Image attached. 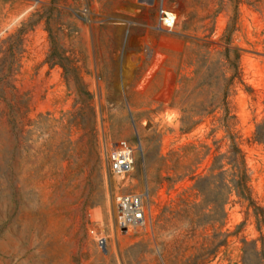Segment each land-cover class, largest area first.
I'll use <instances>...</instances> for the list:
<instances>
[{"label": "rangeland", "instance_id": "rangeland-1", "mask_svg": "<svg viewBox=\"0 0 264 264\" xmlns=\"http://www.w3.org/2000/svg\"><path fill=\"white\" fill-rule=\"evenodd\" d=\"M164 4L172 31L157 28V0H0V264H240V239L259 237L232 195L216 253L218 224L180 200L234 135L264 208V146L250 140L264 115V0ZM117 142L133 148L124 176L105 164ZM127 192H147L146 230H118Z\"/></svg>", "mask_w": 264, "mask_h": 264}, {"label": "trees", "instance_id": "trees-1", "mask_svg": "<svg viewBox=\"0 0 264 264\" xmlns=\"http://www.w3.org/2000/svg\"><path fill=\"white\" fill-rule=\"evenodd\" d=\"M230 39V36L225 38V47L220 52V55L227 60L229 67L233 70L229 78V85H233L241 81V53L238 46L229 47ZM222 121H224L222 125L227 127L224 118H222ZM229 138L230 144L227 151L214 155L212 163L206 172L190 177L193 180V184L183 193L186 197L182 196L180 202L184 207L195 209L198 212V224H218V232L215 234L216 253L221 247L226 246L228 241L227 237L229 233L222 232V227L226 215L224 207L229 197L234 195L240 201L246 203L247 211L251 209L256 229L260 235L258 238L250 240H247L245 237L240 239L241 246L237 262L240 264H264V208L258 205L252 196L249 185L250 175L237 136L230 135ZM250 140L264 146V115L255 124ZM191 147V145H186L185 149H190ZM203 147L206 148L203 156H206L209 147L206 145H203ZM225 160L230 165L228 174L224 169ZM189 190H195L193 199H191ZM197 198L200 199L199 202H196ZM240 227L241 224L237 226L236 230L239 231ZM257 241H260V247L257 246ZM205 263L206 260L198 261L194 259L186 264Z\"/></svg>", "mask_w": 264, "mask_h": 264}, {"label": "built area", "instance_id": "built-area-1", "mask_svg": "<svg viewBox=\"0 0 264 264\" xmlns=\"http://www.w3.org/2000/svg\"><path fill=\"white\" fill-rule=\"evenodd\" d=\"M150 5L154 0H142ZM157 28L159 30L172 31L176 23V13L165 6L164 0H157ZM107 170L114 176H124L134 166L133 148L125 142H117L108 148L104 154ZM147 192L142 193H121L115 196L117 210V228L121 232L132 229H147L145 200ZM97 245L104 247L106 238L97 235Z\"/></svg>", "mask_w": 264, "mask_h": 264}]
</instances>
